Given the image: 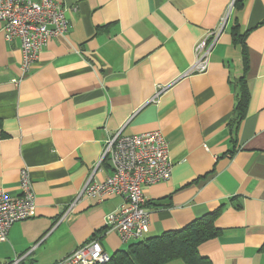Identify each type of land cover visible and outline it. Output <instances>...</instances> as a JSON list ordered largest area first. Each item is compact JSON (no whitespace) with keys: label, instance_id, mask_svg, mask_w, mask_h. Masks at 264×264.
I'll return each instance as SVG.
<instances>
[{"label":"crops","instance_id":"0c3cea01","mask_svg":"<svg viewBox=\"0 0 264 264\" xmlns=\"http://www.w3.org/2000/svg\"><path fill=\"white\" fill-rule=\"evenodd\" d=\"M53 1L69 30L17 86L20 43L0 23V192L19 197L23 168L34 192L31 218L0 242V264H55L92 240L112 255L139 241L123 243L105 223L122 198L73 202L91 176L110 175L100 161L110 136L156 130L172 168L144 188L140 240L218 211L199 255L264 264V0ZM203 40L207 68L191 72Z\"/></svg>","mask_w":264,"mask_h":264},{"label":"built area","instance_id":"2783aa9c","mask_svg":"<svg viewBox=\"0 0 264 264\" xmlns=\"http://www.w3.org/2000/svg\"><path fill=\"white\" fill-rule=\"evenodd\" d=\"M0 23L5 41L17 39L20 43L21 77L12 81L15 86L27 75L48 42L69 30L63 5L53 0H0ZM210 49L205 47L204 40L198 44L197 61L191 72L206 70ZM100 161L110 163V175L102 182L92 181L91 176L73 205L81 197L98 202L108 196L120 197L123 203L105 218L107 228L115 231L123 243L142 239L149 228L144 188L168 179L171 173L165 136L159 130L133 135L118 131L105 141ZM19 189L18 198L0 192V242L6 240L13 224L33 215L34 192L27 168L20 171ZM109 260L110 255L99 242L92 240L55 264H105Z\"/></svg>","mask_w":264,"mask_h":264},{"label":"trees","instance_id":"16d2710c","mask_svg":"<svg viewBox=\"0 0 264 264\" xmlns=\"http://www.w3.org/2000/svg\"><path fill=\"white\" fill-rule=\"evenodd\" d=\"M232 33L233 42L243 45L242 34L237 29ZM217 215L218 211H214L180 230L132 243L126 250H118L110 255V260L105 264H167L175 260H181L184 264H211L206 257L199 255L198 246L217 234L214 227Z\"/></svg>","mask_w":264,"mask_h":264}]
</instances>
